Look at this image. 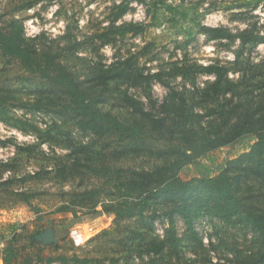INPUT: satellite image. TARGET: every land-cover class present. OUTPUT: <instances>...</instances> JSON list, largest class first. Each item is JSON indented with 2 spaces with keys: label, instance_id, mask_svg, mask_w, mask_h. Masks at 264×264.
Wrapping results in <instances>:
<instances>
[{
  "label": "rangeland",
  "instance_id": "obj_1",
  "mask_svg": "<svg viewBox=\"0 0 264 264\" xmlns=\"http://www.w3.org/2000/svg\"><path fill=\"white\" fill-rule=\"evenodd\" d=\"M121 1L0 0V29L7 33L10 23L20 24L37 53L56 54L57 62L89 94L100 89L94 81L100 67L118 72L100 93L98 108L102 112L124 123L138 121L150 128L124 100L126 94L155 119H164L161 135L151 132L137 141L117 135L97 138L80 131L76 117L58 114L70 100L62 88L25 72L17 61L0 54V99L10 118L26 124L15 127L11 120L9 125L0 118V258L9 231L16 225L28 237L25 255L33 257V264H46L47 258L57 257L67 258V264H75L73 258L87 259V264H243L258 250V237L249 230L227 227L205 215L192 223L202 241L199 246L188 238L185 222L176 215L173 228L183 240L178 254L165 250L154 255L142 249L150 241L164 239L170 228L167 213L174 202L156 200L142 215L115 223L113 215L92 219L91 210L79 205L78 197L101 189L117 172L121 178L133 180L148 175L150 188L160 168L177 160L180 146H197L199 137L194 134L211 136L216 130L224 134L238 120L235 115L226 118L232 106L239 100L247 104L250 99L252 106L260 101L264 43L242 46L238 39L212 41L200 26L223 27L235 35L246 30L264 37V0H129L130 10L115 25L142 24L144 33L101 39L111 23L113 6ZM214 63L226 66L232 81L249 77L247 87L239 88L236 95L221 94L204 102L196 88L203 89L213 76L196 75L192 85L191 78L171 74L174 66ZM173 92L184 96L187 111L205 114L183 133L173 127L175 112L163 106ZM175 102H180L178 96ZM22 104H38L39 109L29 110ZM217 106L226 107L222 116L207 115ZM159 135L163 138L158 139ZM255 141L254 135H246L207 151L184 165L179 177L190 181L214 176L226 159L249 152ZM104 188L100 203L119 196L116 190ZM17 193L31 196L29 203ZM260 193H264L261 182L253 179L242 184L244 196ZM63 206H68L69 212L59 211ZM73 215L82 221L68 225ZM47 234H52V242L44 241ZM37 250L45 259L43 263H36Z\"/></svg>",
  "mask_w": 264,
  "mask_h": 264
},
{
  "label": "trees",
  "instance_id": "obj_2",
  "mask_svg": "<svg viewBox=\"0 0 264 264\" xmlns=\"http://www.w3.org/2000/svg\"><path fill=\"white\" fill-rule=\"evenodd\" d=\"M129 5V0H122L113 6L111 23L100 35L101 39L124 38L129 34L140 35L144 33L145 26L142 24L124 23L115 25L117 20L121 19L130 10ZM9 29L7 33L0 29L1 56L7 60L17 61L25 72L37 75L62 88L68 94L70 100L60 107L58 114L60 116L70 115L76 117L77 127L80 131L89 132L97 138L117 135L129 141H137L151 132L161 135L162 131L160 129L164 126V119H155L151 112L144 111L139 102L126 94L123 95L124 100L148 121L151 125L150 128L138 121L124 123L117 116L109 112H102L98 108L100 93H103L108 88L109 82L116 78L118 75L116 70L100 67L94 76V81L100 89L97 94L91 95L81 88L73 75L57 62L56 54L51 52L38 54L24 37L23 28L20 24L12 22ZM200 31L212 41L238 39L242 46L264 43V37L246 30L235 35L223 27L200 26ZM228 72L226 66L214 63L206 66L197 64L174 66L171 74L179 75L185 79L191 78L189 81L192 85H195L196 75L213 76L214 79L211 82H206L203 89L196 88V93L199 94L201 100L210 102L217 99L221 94L236 95L240 91L239 88L244 86L242 89H245L247 87L245 84L249 77L244 75L240 81L235 82L227 77ZM157 76L159 77L160 74ZM262 83L259 102L252 106L249 105L251 103L250 99L247 100V104L239 100L227 112L226 118H230L232 115L238 118L237 123L233 124L228 132L221 134L216 130L210 134L211 136L194 134L199 137L196 142L197 146H188L187 144L184 149L180 146V150H177V160L160 168L153 186L147 187L148 175L142 176L140 180H133L131 178L123 179L117 172V176L112 180H107L108 182L104 185V187H108V190H116L119 193L116 199L107 203H100L99 196L106 189L102 186L101 189L84 192L78 197L80 199L78 201L79 205H84L91 210L92 219H97L103 215H113L114 222L117 223L120 220L131 219L136 214L142 215L151 202L169 200L176 204L167 213L170 228L165 231L163 240L158 241L155 239L145 244L142 249L144 252L159 255L168 250L173 254H178L179 246L183 240L177 238L176 231L173 228L176 215L180 216L185 222L190 233L188 238L196 245L201 246L202 241L194 233L192 223L206 215L209 218L219 220L227 227L249 230L255 237H258L256 242L257 254L246 258L243 264H264V193L254 197H246L241 194L242 184L248 180L255 179L264 184V80ZM170 96H172L171 99L166 100L163 106H167L166 108L169 111L175 112L173 127L178 129L180 133L186 132L192 127L193 123L204 118L205 114H197L185 109L186 103L183 95H176L173 92ZM175 96L179 97L180 102L178 104L175 102ZM21 107H28L29 110L39 109L38 104H22ZM225 108L217 106V108H212L206 113L210 116L217 114L222 116ZM239 109H244V111H239ZM0 118L7 124L11 120L14 122L15 127L26 125L8 116V110L5 108L2 99H0ZM160 135L157 136L158 139H160ZM246 135H254L256 138L251 150L234 159H226L220 172L216 175L204 176L190 181H183L179 177V172L184 165L192 163L207 151L225 147ZM27 150H31V147H28ZM17 196L24 203H29L31 197L24 193H17ZM68 208V206H63L59 211L69 212ZM81 221V218L73 215L68 225L78 224ZM18 227L15 225L9 231V240L2 251L3 264L34 263L31 255H25L28 245H25L24 242L28 237L18 231L20 229ZM40 250L42 251V249ZM36 253V263H43L45 259L40 256L38 250ZM72 261L75 264H87L89 260L73 258ZM45 262L46 264L54 262L67 264L68 260L65 257H57L47 258Z\"/></svg>",
  "mask_w": 264,
  "mask_h": 264
},
{
  "label": "water",
  "instance_id": "obj_3",
  "mask_svg": "<svg viewBox=\"0 0 264 264\" xmlns=\"http://www.w3.org/2000/svg\"><path fill=\"white\" fill-rule=\"evenodd\" d=\"M45 242H52L53 240H54V238H53V236H52V234H47L46 236H45Z\"/></svg>",
  "mask_w": 264,
  "mask_h": 264
},
{
  "label": "crops",
  "instance_id": "obj_4",
  "mask_svg": "<svg viewBox=\"0 0 264 264\" xmlns=\"http://www.w3.org/2000/svg\"><path fill=\"white\" fill-rule=\"evenodd\" d=\"M0 262L2 263V257L0 258Z\"/></svg>",
  "mask_w": 264,
  "mask_h": 264
}]
</instances>
